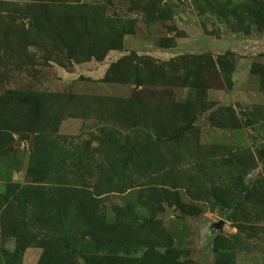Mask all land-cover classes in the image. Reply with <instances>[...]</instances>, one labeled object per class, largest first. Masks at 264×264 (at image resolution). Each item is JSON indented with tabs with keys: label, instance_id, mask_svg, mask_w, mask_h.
I'll return each mask as SVG.
<instances>
[{
	"label": "rangeland",
	"instance_id": "1",
	"mask_svg": "<svg viewBox=\"0 0 264 264\" xmlns=\"http://www.w3.org/2000/svg\"><path fill=\"white\" fill-rule=\"evenodd\" d=\"M0 264H264V0H0Z\"/></svg>",
	"mask_w": 264,
	"mask_h": 264
},
{
	"label": "water",
	"instance_id": "2",
	"mask_svg": "<svg viewBox=\"0 0 264 264\" xmlns=\"http://www.w3.org/2000/svg\"><path fill=\"white\" fill-rule=\"evenodd\" d=\"M25 138H28V136H25Z\"/></svg>",
	"mask_w": 264,
	"mask_h": 264
}]
</instances>
